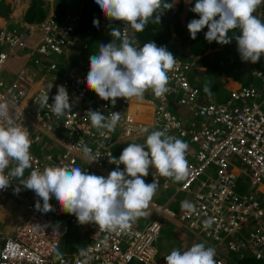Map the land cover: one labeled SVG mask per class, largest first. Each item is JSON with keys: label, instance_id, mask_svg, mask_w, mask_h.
<instances>
[{"label": "built area", "instance_id": "2783aa9c", "mask_svg": "<svg viewBox=\"0 0 264 264\" xmlns=\"http://www.w3.org/2000/svg\"><path fill=\"white\" fill-rule=\"evenodd\" d=\"M78 20L79 15L72 12L59 19L52 10L39 22L18 28L7 26L6 20L0 27V73L7 61L20 55L31 64L11 79L0 74V100L9 103L15 121L30 134L32 168L25 170V178L33 169L57 165L78 166L89 174L107 177L117 167L109 163L110 153L118 158L124 143H144L147 134L161 130L188 144L189 174L180 182L156 175L159 188L173 189L169 199L189 193L187 201L196 211L175 212L168 201L152 199V216L144 227L131 223L123 232H108L91 223L82 248L57 255L61 239L78 223L75 215L63 212L54 197L49 201L52 211H37L39 198L22 185L15 192L19 182L14 180L7 190H0V200L19 199L23 212L9 233L0 232V264H166L154 245L162 217L206 240V247L215 249V264H240L244 257L264 260V74L259 69L252 71L260 77L261 88L241 83L218 99L193 83L197 56L180 51L174 56L177 66L168 73L169 92L157 98L149 90L151 96L145 97L152 106L151 123L146 125L135 110L127 108L115 130L107 133L110 139H105L91 125L87 112L99 110L110 116L116 112V104L100 99L84 83L92 55L87 54L88 44L73 35ZM129 30L123 28L122 32L129 34ZM77 47L86 56L82 55L77 66H67L68 53ZM51 83L49 105L41 108L39 96ZM57 85L66 87L73 102L71 112L62 117L50 110ZM141 127H147L149 133L138 135ZM81 141L100 155L97 161L88 163L79 150ZM119 168L123 170L124 165ZM155 171L149 169V175L143 177L146 183L153 181ZM239 179L247 180L246 188L239 190Z\"/></svg>", "mask_w": 264, "mask_h": 264}, {"label": "clouds", "instance_id": "9594fccd", "mask_svg": "<svg viewBox=\"0 0 264 264\" xmlns=\"http://www.w3.org/2000/svg\"><path fill=\"white\" fill-rule=\"evenodd\" d=\"M95 4L105 18L124 22L133 30V35L116 28L110 30L113 39L100 42L98 52L89 57V71L84 78L86 87L113 106L117 98L142 100L149 90L157 98L164 96L169 92L168 73L177 66V59L154 41L138 47L134 33L144 31L149 22L159 24L161 13L171 9L173 3L167 0H95ZM262 4L264 0H196L191 11L199 18L186 25L190 38L195 40L197 33L207 27L206 41L225 45L234 38L241 60L258 63L264 57V22L254 13ZM93 27H99L95 18ZM237 29L239 35L233 31ZM230 31H233L232 36H229ZM52 87L51 83L41 92V108L48 107V93ZM56 87L50 110L62 117L71 112L73 102L64 85ZM203 91L212 95L208 83L204 84ZM87 113L91 125L100 130L105 139H110L107 133L114 131L122 118L120 112H112L110 116L99 110ZM145 133H149L147 127L138 129V135ZM30 146L27 127L17 123L9 103L0 100V190H7L14 180L18 181L14 191L18 193L20 185L32 190L39 198L35 203L37 211H52L49 201L54 197L61 210L75 215L78 223H94L108 232H123L131 222L145 215L144 209L159 187L156 175L180 182L189 174L188 144L161 130L147 134L144 143H128L118 158L110 153L109 163L117 167L107 177L89 174L78 166L57 165L42 171L33 169L25 178V170L32 168ZM79 150L88 163L97 161L100 156L82 141ZM121 164L123 170L119 168ZM150 168L156 170L154 179L146 183L143 177L149 175ZM181 209L186 213L196 211L189 201H182ZM210 224L211 221L206 222V226ZM214 257L215 249L201 242L184 251L173 249L165 256V261L166 264H215Z\"/></svg>", "mask_w": 264, "mask_h": 264}, {"label": "trees", "instance_id": "16d2710c", "mask_svg": "<svg viewBox=\"0 0 264 264\" xmlns=\"http://www.w3.org/2000/svg\"><path fill=\"white\" fill-rule=\"evenodd\" d=\"M54 2V12L59 19L71 12L79 15V20L74 27L73 35L80 41L88 44V51L93 49L94 53H96L99 49L100 42H109L113 39L109 34L112 28L121 31L123 28H127L122 21H110L105 18L103 13L99 10L98 5L95 4V0H54ZM167 2H172L173 7L161 13L159 24L149 22L144 31L134 33V38L139 47L149 41H154L157 46L165 47L173 56L180 55V49L188 47L193 54L196 56L199 55L197 63L199 62L208 67L209 73L205 75L208 76L213 84L221 73L228 71L232 72L240 79L243 78L244 81H246L245 84L252 83V72L246 62L241 60L234 38L229 44L225 45H220L215 41L209 43L204 39L207 27L197 33L195 40L190 38L186 25L190 20L199 18L197 13L191 11L196 0H167ZM3 12L2 14L7 18L8 15L5 11ZM47 13L48 8L45 4V0H31L30 6L24 15V19L30 23L39 22L47 16ZM254 15L257 16V10ZM94 18L99 21V27H93ZM233 31L235 35L240 34L238 29ZM233 31L229 32V36L233 35ZM129 35H133L132 29L129 30ZM117 43H119V41H117ZM179 46L181 47L179 48ZM208 49L213 50L211 52H206ZM63 64L64 63H60V67H63ZM257 66L264 74V57H261ZM240 75H242V78ZM213 84L211 85L212 87L214 86ZM240 264H264V260L244 257L240 259Z\"/></svg>", "mask_w": 264, "mask_h": 264}, {"label": "crops", "instance_id": "0c3cea01", "mask_svg": "<svg viewBox=\"0 0 264 264\" xmlns=\"http://www.w3.org/2000/svg\"><path fill=\"white\" fill-rule=\"evenodd\" d=\"M30 3H31V0H0V11H2V12L5 11V13L8 15V17L6 18V17H4L2 12H0V27L5 25L6 20H7V26H14V27L16 26L17 23L20 24V26L24 23H29V22L25 21L24 15H25L28 7L30 6ZM45 4L48 8V13L55 9L54 0H45ZM262 5L264 7V4H262ZM263 15H264V9L262 8V10H261L258 8L257 9V17L262 22H264V19H263L264 16ZM180 47L181 46H179V48ZM188 50H189L188 47H185L184 49L183 48L180 49V51H182V52H185ZM212 50L213 49H208L206 52H211ZM189 52H191V51L189 50ZM193 55H195V54H193ZM197 58H199V55H197ZM68 61H70V59L67 60V63H69ZM67 63H66V65L70 66ZM8 64L10 65L11 68H10V71L8 73H6V77L3 76L5 79H11L14 76V73L17 71V69L20 66L21 67L31 66L30 60L26 59L25 57H23L21 55L15 59H13V60L7 61L5 68L7 67ZM194 71H197L198 73H203V74L209 73L208 67H206L205 65H202L199 62H198L197 69ZM229 72L230 71L221 73L222 77L217 78L214 81V84L212 83L214 86L216 85V87L220 89V92H221V90H224V91L226 90V93H227V91H229L230 89H233V88H235L241 84V79L236 77L232 72H230V73ZM221 82H222V84H221ZM231 82H233V83H231ZM193 83H196L195 79H193ZM144 95L145 96L142 100H138L136 98H131L129 100H126L124 98H119L116 101L115 111L117 112L120 110L121 115H123V112L127 108L131 111L135 110L137 112V116L139 117V120L144 121L146 123V125L150 124L152 121V109H151L152 106L145 102V97L151 96V92L146 91ZM48 142H51V141L49 140ZM124 145H125V147L127 146L125 143H124ZM172 192H173V189H171L170 194L166 198V201H168V204L169 203H175L177 201L176 197H174V199L173 198L169 199V197L172 195ZM185 195L186 196L184 199H180L178 201L179 202L178 203L179 210L181 209V202L189 200V198L191 196L189 193L185 194ZM8 199H9V197L0 200V202L5 201V203H6L5 208L0 210V231L2 233H9L12 230L13 225L20 218V215L23 212V205L19 199L15 198V200H17L18 202H15V201L6 202ZM144 212H145L144 216H147L148 221H149V219L152 216V209L149 208V206H148L146 209H144ZM146 212H149V213H146ZM10 218H12V219H10ZM169 223L171 225L167 224V226L170 229V234L168 236H166V240H165L166 242L164 244V247L163 248L161 247L159 249V253L161 255L166 256V255L170 254V252L173 249H180L181 251H184V250H187L188 248H190L192 245L196 244V241L194 239L198 238V237L195 236L192 232H190L189 230H186V228H184L181 225L179 226V224L172 219L169 220ZM77 224L75 226H73L74 230L76 231V234H79L81 237H84L85 235L88 236L89 227H90L91 223L81 224V226H79ZM145 225H146V223H145ZM84 241L87 242L86 236L83 240V243H84ZM163 259L165 261V258H163ZM165 263H166V261H165Z\"/></svg>", "mask_w": 264, "mask_h": 264}, {"label": "rangeland", "instance_id": "374dc122", "mask_svg": "<svg viewBox=\"0 0 264 264\" xmlns=\"http://www.w3.org/2000/svg\"><path fill=\"white\" fill-rule=\"evenodd\" d=\"M259 9L262 10V8L264 9L263 5L259 6L258 7ZM264 16V15H263ZM15 27H20V24H16ZM68 54H70V56H67V59H70V61H68L70 65V67L72 66H77L78 62L81 61V58H82V55L85 57V53H82L79 51V47H77L76 49H72ZM87 54H90V55H93L94 54V50L91 49L87 52ZM247 66L250 68L251 72L254 70V69H258L259 67L257 66V63L253 64V63H250V62H246ZM23 66V65H22ZM10 65L8 64L7 67L1 71V75L2 76H5L6 77V73H8L10 71ZM23 67H19L18 69H22ZM18 69L17 71L14 73V76L15 74L18 72ZM13 76V77H14ZM192 77L195 79V82L196 84L201 88V90L203 91V87H204V84L205 83H208L209 84V87L211 89V92L212 93H215L217 95V98L218 99H222L225 97V94H226V90H221L220 92V89L216 87V85L214 87H212V82L209 80L208 76L203 74V73H197L196 71H193L192 72ZM219 77H222L219 76ZM218 77V78H219ZM240 77L242 78V75H240ZM45 79H47V76L45 77ZM241 83H246V81H244V79L242 78L241 79ZM252 83L255 84L256 86L258 87H262L261 86V79L260 77L254 75L252 73ZM222 84V82H221ZM212 87V88H211ZM204 92V91H203ZM264 92V91H263ZM145 96V95H144ZM132 143V142H130ZM123 150V149H122ZM236 164L237 165H240V162L239 161H236ZM239 182V190L243 188H246V186L248 185L247 183V180H243L241 181L240 179L238 180ZM171 189L172 188H169V189H166V190H161L159 187L154 195V197L152 199H155L157 200L158 202L160 203H164L166 202V198L167 196L170 194L171 192ZM164 192V193H163ZM161 196V197H160ZM185 194L184 193H177L175 195L177 201L175 203H169L168 205L173 209L175 210V212H178L179 211V205H178V201L180 199H184L185 198ZM9 201H15V202H18L17 200H15V198H9L6 202H9ZM5 201L4 202H0V210L5 208ZM17 211V210H16ZM146 213H149V212H146ZM12 219V218H10ZM169 220L171 219H167L166 217H163L161 219V229L158 233V236L156 237L155 241H154V245L156 246L157 250H158V253H159V249L162 247H164V244H165V240H166V236H168L170 234V229L169 227L167 226V224L171 225L169 223ZM148 221V218L147 216H141L139 218H137L135 221L131 222L133 225H135L136 227L138 228H142L145 223H147ZM77 225L81 226L80 223H78ZM180 226V225H179ZM184 229V228H183ZM187 230V229H186ZM1 232V231H0ZM5 232V231H4ZM2 233V232H1ZM3 234V233H2ZM86 236V240H87V235ZM84 237H81L79 234H76V231L74 230V227L73 226H70L69 229H68V232L65 234V236L61 239L60 243H59V246L57 248V253H61L63 251H68V250H71V249H79V248H82L83 245L86 243L84 241L83 243V240H84ZM195 238V237H194ZM202 238L201 237H198V238H195L194 240L196 241V243H206V240H201ZM205 244V246H206ZM159 256L161 258H165L164 255H161L159 253Z\"/></svg>", "mask_w": 264, "mask_h": 264}]
</instances>
